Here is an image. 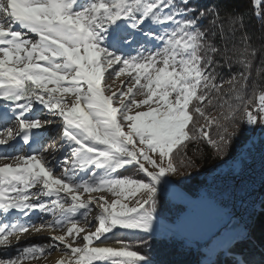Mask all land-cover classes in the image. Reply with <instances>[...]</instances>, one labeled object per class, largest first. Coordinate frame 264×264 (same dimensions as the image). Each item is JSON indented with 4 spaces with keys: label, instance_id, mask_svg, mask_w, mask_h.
<instances>
[{
    "label": "snow or ice",
    "instance_id": "obj_1",
    "mask_svg": "<svg viewBox=\"0 0 264 264\" xmlns=\"http://www.w3.org/2000/svg\"><path fill=\"white\" fill-rule=\"evenodd\" d=\"M252 7L264 28V0ZM246 16L230 0H0V264L56 251L55 264H152L143 241L108 234L156 233L166 174L199 172L202 144L233 159L264 128V47ZM52 128L61 142L45 147ZM46 227L66 231L26 235ZM246 238L205 264H253Z\"/></svg>",
    "mask_w": 264,
    "mask_h": 264
},
{
    "label": "rangeland",
    "instance_id": "obj_2",
    "mask_svg": "<svg viewBox=\"0 0 264 264\" xmlns=\"http://www.w3.org/2000/svg\"><path fill=\"white\" fill-rule=\"evenodd\" d=\"M126 75L127 74H122L121 77L116 78L114 86L119 87L120 81L125 79ZM136 98L142 99V97L139 96H137ZM140 110H143V108H141ZM42 119H47V117H42ZM13 127H15V124H13ZM246 132L250 134V138H251L252 134L249 133L247 130ZM250 138L247 144L245 145L244 149L240 151L238 154H235V156H233L236 158L229 159L227 161L233 162V160L235 161V159L241 157L249 145ZM60 142H61V131L56 128L50 129V138L45 143V147H48L49 144H53V143L58 146ZM25 153H27L26 148H25ZM5 162L7 161L0 160V164H3ZM221 163L223 162L219 161L211 168L216 167ZM211 168H209L208 170H210ZM134 171L135 170H133V172ZM204 172L205 171L199 173L197 172L196 169H193L192 175L190 177L166 174V178L170 179L171 181V187L165 194L162 195V199L160 202L161 206L159 209L160 227H158L156 233L151 235L152 237L157 239L178 237L188 241V243L193 245L195 248L193 264H205L206 259L208 257V253L211 249H218L222 246L227 245L229 241L234 242L237 239L236 234L234 232H231L227 228V224L230 223V214L228 213V211L220 208L218 205L214 204L213 202L205 198L199 192V186L201 184L200 178ZM54 174H59V172L57 171ZM195 175L198 177L196 186L195 188H193V193H189L183 188V186H186L191 180V178ZM89 195H92L97 198L101 195H105L108 197L109 200L113 198L110 193L106 192V190L103 192H94L91 194L84 193V198L87 199ZM125 203H129V206L131 207L132 203H134V198L129 197L128 200L125 201ZM98 211L99 210L95 206H93L92 211L88 217V220L81 219L78 222L77 226L80 228H84L85 232L94 231L95 228L89 224V221L93 220V218L98 214ZM47 219H51V217H47ZM235 228L238 227H234V229ZM65 231H66V227L64 229H55V230L46 227L45 229H43L41 232L38 233L30 230L29 233H27L26 235L32 236L34 238H38V237L46 238L53 234L62 235ZM139 233L147 235V233H143V232H139ZM84 234L85 233H81V236ZM108 235L111 237L108 240V242L115 243L116 240L112 239V234L109 233ZM24 239L25 236H21V240ZM68 239L71 240V237H69ZM76 242L82 243V241L80 240H77ZM198 248H201L204 254L197 256L196 252ZM56 252H53L50 256L45 255V256H40L36 259H26L23 261V264H48L49 260L55 256ZM153 263L154 262L152 260V264Z\"/></svg>",
    "mask_w": 264,
    "mask_h": 264
},
{
    "label": "trees",
    "instance_id": "obj_3",
    "mask_svg": "<svg viewBox=\"0 0 264 264\" xmlns=\"http://www.w3.org/2000/svg\"><path fill=\"white\" fill-rule=\"evenodd\" d=\"M195 2L201 6H207L211 5L214 0H195ZM237 4L245 9L248 16L251 18L250 30L255 31L253 41L254 45L257 47H264L260 41V37L264 36V28H261L256 17L251 15V13L254 11L252 7V0H230V6L235 7ZM262 10H264V8H262ZM248 16H246V19ZM261 60H264V53L258 56V60L255 63L253 71L254 79L256 78V71H258L261 66H264L261 65ZM201 123H203V121H201ZM191 126L192 125L189 124V128H191ZM249 138L250 134L245 131L243 137L241 138V144L243 147L241 148L238 145L236 150L233 152V156L244 149ZM192 147L193 145L189 144V155L192 154ZM201 147L204 149L205 155L208 158L206 160L197 161V163L200 165L199 173L208 170L220 161L218 159L212 158L210 155L211 149L206 144H202ZM197 179L198 177L196 175L193 176L189 183L186 186H183V188L187 192L193 193V188L196 186ZM251 224L252 227L248 235L249 237L243 240L241 239L239 247L245 254L248 255L253 264H264V201L261 208L254 213V217L251 219ZM112 239H122L136 243L138 245L140 244V241H143L144 243L140 245L139 250L146 253L153 260V264H193L195 248L183 238L174 237L157 239L148 234L146 235L136 233L135 235H131L121 232L118 233L117 237H112ZM235 241L233 243H235ZM196 254L197 256H200L201 254H204V252L201 248H198Z\"/></svg>",
    "mask_w": 264,
    "mask_h": 264
},
{
    "label": "built area",
    "instance_id": "obj_4",
    "mask_svg": "<svg viewBox=\"0 0 264 264\" xmlns=\"http://www.w3.org/2000/svg\"><path fill=\"white\" fill-rule=\"evenodd\" d=\"M200 185H206V192H200L205 198L230 214L227 228L245 233L249 220L254 217V208L259 206V199L263 195L264 146H254L253 153H250V167L238 173L237 178H230L229 174L212 183L203 182Z\"/></svg>",
    "mask_w": 264,
    "mask_h": 264
},
{
    "label": "bare ground",
    "instance_id": "obj_5",
    "mask_svg": "<svg viewBox=\"0 0 264 264\" xmlns=\"http://www.w3.org/2000/svg\"><path fill=\"white\" fill-rule=\"evenodd\" d=\"M246 130L249 133H251L252 136L250 138L249 145H248L246 151H244V154L241 157H239L238 159H235V161L233 160V162L232 161L231 162L226 161V162H223L216 167L211 168L208 171H205L200 178L201 183H203V182L204 183H212L213 181H216L217 179H219L221 177H226L229 174H230V178H237L238 173H243L245 168L250 167V153H253L254 146H256V145L264 146V128L252 127V129H251V127H248ZM249 148L252 149V151L250 153L248 152ZM199 192H206V185H200L199 186ZM263 201H264V189H263L262 198L259 199V206H256L254 208V213L261 208ZM250 228H251V220H249V222L247 224V231L245 233L244 232H238V236L239 237L246 236L248 238ZM107 243L110 245L115 244L113 242H107ZM57 252H56L55 256L49 260L48 264H55L56 260L62 254V253H60V251L58 253ZM94 264H99V262H94Z\"/></svg>",
    "mask_w": 264,
    "mask_h": 264
}]
</instances>
